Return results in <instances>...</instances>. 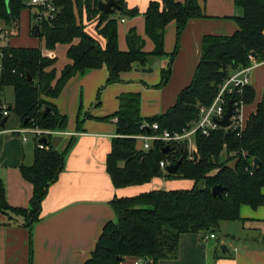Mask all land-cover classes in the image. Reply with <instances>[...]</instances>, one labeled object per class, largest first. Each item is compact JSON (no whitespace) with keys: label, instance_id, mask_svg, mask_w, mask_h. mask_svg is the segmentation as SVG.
Here are the masks:
<instances>
[{"label":"trees","instance_id":"1","mask_svg":"<svg viewBox=\"0 0 264 264\" xmlns=\"http://www.w3.org/2000/svg\"><path fill=\"white\" fill-rule=\"evenodd\" d=\"M101 0H53L59 10L54 18L39 22L36 31V15L32 14L31 34L44 40L47 49L57 44H69L67 64L58 77L57 58L43 54L41 47H16L3 44L9 36L20 31L24 0H0V20L6 29H13L2 38L5 29L0 28V121L2 112L9 111L23 127L39 126L53 131H64L68 118L60 114L51 99L57 98L71 78L84 75L106 65L109 70L107 85L121 82L122 75L135 65L147 66L154 57L165 52L166 27L172 21L177 24L178 42L171 54L174 59L179 50V38L188 21L205 18L204 8L198 0H153L146 12V32L155 42V49L144 50L145 40L135 29L127 35L129 49L122 51L118 45V17L116 12H101ZM123 14L135 16L136 9H128L124 0H116ZM243 14L234 19L239 29L232 35H207L203 40L200 63L191 84L182 90L176 103L166 112L144 117L141 111V94L124 92L120 95V107L112 117H117L118 137L114 138L108 155L107 169L116 187L143 185L157 177L193 181L190 189H159L138 195L115 198L112 202L117 214L116 222H109L86 264H122L127 257L141 258L145 263H157L178 255L183 233L217 234L221 223L241 218L242 205L257 208L264 205V101L258 104L246 127L218 129L210 135L198 134L196 146L199 158L189 157L187 142L167 144L155 142L150 149L138 147L136 136L152 132L150 126L158 122L159 131H181L199 115L201 105H210L219 85L230 74L251 65L250 54L264 59V0H235ZM97 20V30L106 39L100 41L86 31L83 16ZM75 39L79 42L74 43ZM29 75L32 80H29ZM171 77V66L162 71V80L155 87H164ZM14 89V102L5 104L4 93ZM255 89L247 86L236 99L244 104L255 99ZM49 112L45 115L46 108ZM28 121L26 122V120ZM71 144V143H70ZM69 144V145H70ZM169 147L170 151L164 150ZM54 148L52 143L44 148L37 145L34 163L22 165L23 177L34 185L30 207H13L6 198V189L0 179V211L10 218L22 217L24 224L32 227L40 220L41 206L48 189L54 183L65 162L66 153ZM228 156L222 159V154ZM236 156H232V153ZM235 159L234 164L228 161ZM261 161L253 165L254 159ZM182 160L176 174H170L160 163H176ZM215 185L226 188L222 196H214Z\"/></svg>","mask_w":264,"mask_h":264},{"label":"crops","instance_id":"2","mask_svg":"<svg viewBox=\"0 0 264 264\" xmlns=\"http://www.w3.org/2000/svg\"><path fill=\"white\" fill-rule=\"evenodd\" d=\"M124 1L128 9H136L138 14L130 16L114 9L118 17L120 50L129 49L127 35L135 29L145 40L144 50L153 52L155 42L146 32V12L153 0ZM198 1L207 17L188 21L179 38V50L174 59L170 56L177 46L178 30L176 22L172 21L166 27L165 55L154 57L147 66L135 65L122 75L121 82L110 85H107L109 70L106 65L84 75H76L57 98L51 99L60 114L68 118L67 128L59 131L65 134L59 135L62 141L58 149L65 151L69 146L64 167L58 179L50 185L42 202L40 220L32 227L24 224V218L12 219L0 211V264H86L105 226L118 220L112 205L115 198L159 189L193 187L191 180L163 177L143 185L116 187L107 169V159L114 138L119 136L117 117L112 115L119 110L122 93L141 94V111L146 118L166 112L176 103L182 90L191 84L201 60L204 37L232 35L239 29L234 18L242 15L243 9L236 5L235 0ZM26 7L31 12V29L35 9ZM83 22L86 31L105 46L106 39L98 33L97 20L90 21L84 15ZM5 27V21L0 20V28ZM16 36H9L3 44L41 47L45 56L57 58L58 77L71 63L69 44H57L55 49H47L44 40L40 45L12 44ZM78 42L79 39L74 40V43ZM155 64L158 68L152 73L138 70ZM169 66L170 80L162 88L155 87L162 80V71ZM250 76L256 95L253 102L243 105L246 124L258 104L264 101V64L252 68ZM13 102L14 99L10 103L5 101V104L9 106ZM10 119L0 134V179L5 185L9 204L28 208L34 185L23 177L21 166L34 163L37 141L35 137L34 141L31 140L32 135L24 140V134L15 131L23 127L20 120L15 117L8 125ZM55 136L48 138L50 143ZM240 215L239 220L221 223L220 230L226 232L225 238L219 239L218 233L215 238L204 240L202 233H183L177 257L162 259L155 264H264V205L257 208L242 205ZM136 259L127 257L122 264H136Z\"/></svg>","mask_w":264,"mask_h":264},{"label":"built area","instance_id":"3","mask_svg":"<svg viewBox=\"0 0 264 264\" xmlns=\"http://www.w3.org/2000/svg\"><path fill=\"white\" fill-rule=\"evenodd\" d=\"M27 5L38 9V13L35 18L36 22L54 18L59 10L53 0H30ZM11 32H13V29H5L1 34L2 38L8 37ZM250 60V66L234 70L230 76L219 85L218 92L213 102L210 105H201L198 117L181 131L171 132L169 130H163L160 132L158 122H154L151 126L148 123H144L142 128L151 127L152 132L140 133L136 136L137 140L141 142V147L144 149H150L155 142H163L167 144L187 142L189 157L194 159L196 153L194 143L198 134L201 133L203 135H210L215 130L225 129L221 125L220 121L225 117L231 99H233L234 106V114L231 117L233 124L231 127H240L243 130L246 127L242 113L244 103L236 98L244 93L247 86L252 84L250 76L251 69L264 64V59L258 60L252 54H250ZM1 69L2 66L0 65V71ZM9 114V111L5 108L2 112V118L9 116ZM4 129L5 127L3 128L0 126V134L4 132ZM15 131L24 134V140H28V135L34 136L37 141V145L40 148L45 147V143L42 141L44 138L65 134L64 132L43 129L39 126L22 127ZM169 164L170 163L165 161H161L160 163L163 168H167ZM215 237V233L206 234L204 236V240H209ZM135 263L144 264L145 262L143 259L137 258Z\"/></svg>","mask_w":264,"mask_h":264},{"label":"water","instance_id":"4","mask_svg":"<svg viewBox=\"0 0 264 264\" xmlns=\"http://www.w3.org/2000/svg\"><path fill=\"white\" fill-rule=\"evenodd\" d=\"M119 4L116 0H101L99 2V5H98V8L101 12H104V13H108V12H113L114 9L116 8H119ZM36 31L38 32L40 30V26L39 25H36ZM253 56L256 57V53L253 52L252 53ZM158 68V64H155L153 66H150V67H146V68H138V70L144 72V73H152L154 72L156 69ZM29 80H32V77L29 75ZM49 112V107L46 108V112H45V115ZM234 114V106H233V99L230 100L229 102V106H228V109H227V113L225 115V117L220 121L221 125L223 126V128L227 129L229 127H231V125L233 124V120L231 119L232 115ZM8 120V117H4L0 123V126L1 127H5L6 125V122ZM28 121V119L26 120V122ZM45 144H47L49 142V139L48 138H44L42 140ZM62 141V136H55L53 139H52V144L54 146V148H58L60 142ZM170 149L169 147H167L164 152L167 153L169 152ZM198 153L196 152L195 153V160H198ZM182 163V160H179L177 161L176 163H170L166 170L168 173L170 174H176L177 171H178V168L179 166L181 165ZM254 164L255 166H259L261 164V161L258 159V158H255L254 159ZM226 190L225 187H223L222 185H215L212 189V192H213V195L214 196H222L223 195V192Z\"/></svg>","mask_w":264,"mask_h":264},{"label":"rangeland","instance_id":"5","mask_svg":"<svg viewBox=\"0 0 264 264\" xmlns=\"http://www.w3.org/2000/svg\"><path fill=\"white\" fill-rule=\"evenodd\" d=\"M24 1H25L26 4H29V1L30 0H24ZM30 16H31V12H30L29 8L26 7L23 10L22 14H21V26H20L19 35L16 36L14 39H12V41H11L12 44L17 43V44H22V45H40V43L43 42V41H41V39L39 37H36V36H34V35L31 34V32H30V30H31L30 29L31 17ZM36 25H39V22H36ZM5 29H6V27H5ZM4 95H5L4 96V100L6 102H8V103L12 102L13 99H14V89H13V87H8L6 89V92L4 93ZM13 119H15V116L14 115L11 116V119H10L8 125H10V123H11V121H13ZM30 137H31V140L34 141V136L33 137L30 136ZM138 145H141V143L138 142ZM194 147L196 149V152L198 153V149H197V146H196V141L194 143ZM231 155L234 157V156H236V153L234 152ZM227 156L228 155L224 152L222 154V159L225 160L227 158ZM228 162H229V164H234L235 159L233 158V159H231ZM218 233H219V236H220L219 239L226 237L225 236L226 235L225 234L226 232L224 230H220ZM213 241H215V240H212V242Z\"/></svg>","mask_w":264,"mask_h":264}]
</instances>
